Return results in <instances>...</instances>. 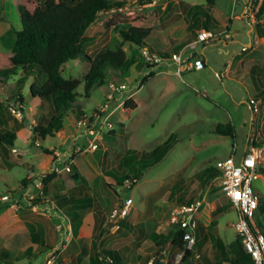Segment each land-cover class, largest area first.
I'll return each mask as SVG.
<instances>
[{
    "label": "rangeland",
    "instance_id": "374dc122",
    "mask_svg": "<svg viewBox=\"0 0 264 264\" xmlns=\"http://www.w3.org/2000/svg\"><path fill=\"white\" fill-rule=\"evenodd\" d=\"M261 1L112 0L113 8L100 13L82 39V52L91 59L122 45L120 29L131 24L151 30L144 44L154 51L149 40L169 51L189 43L201 30L212 32L217 36L214 42L222 43L186 50L183 62L202 59L204 70L173 75L170 71L176 65L164 62L141 87L148 65L142 49L125 44L129 65L116 71L107 68L105 82L95 83L87 94L83 86L89 63L81 58L68 61L62 77L79 81L75 104L80 112L61 113L62 129L52 136L43 138L36 132L47 126L52 107L30 95V86H41L46 76L35 69L17 71L0 83V131L13 132L16 138L6 153L0 144V198L9 196L8 201L0 199V249L16 259L5 263L88 264L93 252L107 250L118 255L120 264H148L165 250L170 263L175 251L169 242L158 246L150 236L176 230L171 212L197 202V243L183 264H215L221 259L209 236L226 247L236 240L237 214L217 177L209 181L207 176L218 172V164L226 159L238 162L250 146L259 154L257 169L264 170V20L255 18ZM194 6H201L211 19L196 14ZM10 29H21L17 5L14 0H0V52L5 63L10 52L2 40ZM166 53L170 57L172 52ZM229 61L233 69L228 78L224 66ZM112 83L124 84L127 90L108 100ZM128 99L133 109L123 107ZM11 105L19 109L20 120L11 114ZM80 120L95 130L108 121L113 129L104 131L97 149H87L88 136ZM227 124L235 130L233 138L215 134L218 126ZM163 144L158 153L149 155ZM77 147L81 151L74 153ZM131 156L134 161L123 162ZM67 163L76 166L87 183L81 194H71L80 184L73 179V170L57 174L44 192V185L42 190L30 184L20 187L23 179L33 176L34 183L42 181L55 166ZM252 189L264 203V176L257 174ZM19 197L40 200L31 206ZM83 197L88 201L77 205L76 199ZM72 213L81 218L76 231ZM62 227L65 233L72 228L74 236L61 233ZM31 230L38 237L35 244ZM28 247L31 251L25 253Z\"/></svg>",
    "mask_w": 264,
    "mask_h": 264
},
{
    "label": "trees",
    "instance_id": "16d2710c",
    "mask_svg": "<svg viewBox=\"0 0 264 264\" xmlns=\"http://www.w3.org/2000/svg\"><path fill=\"white\" fill-rule=\"evenodd\" d=\"M19 13L21 29L16 31L10 29L7 37L3 38L2 45L10 52L5 56L6 63L0 52V83H5L10 77L16 75L17 71L27 72V70L35 69L39 73L46 76L45 82L38 86L32 84L30 86V95L39 98L41 102L48 103L53 109V116L48 121L47 126L37 127L36 132L41 137L52 136L62 129V122L59 115L67 112H80V108L75 104V91L80 85L77 80H66L62 77L64 65L68 61L81 58L89 63V71L84 80L83 90L87 94L95 83L102 85L105 82V70H121L129 65V57L123 48L125 44H132L138 49L145 48V40L150 35V29L142 27L138 24H131L128 28L120 29L122 45L115 50H106L99 53L95 58L91 59L82 52L81 42L88 27L93 24L98 15L103 12L110 11L113 8L112 0H14ZM209 1V0H208ZM211 3V2H210ZM195 13L206 18H210L206 10L201 6H194ZM255 18L257 21L264 20V0L261 1ZM204 65V64H203ZM158 65H148L147 72L139 83L143 86L148 80L154 77V71ZM21 99V96L19 97ZM132 100L128 99L124 102L123 107L133 109ZM215 134L234 137V128L227 124L226 126H218ZM108 135H113L112 132ZM15 134L9 131H0V144L3 145L2 151L6 153L8 148H13L15 142ZM170 139V138H169ZM168 139V140H169ZM256 145V144H253ZM259 145V144H257ZM165 145L154 148L149 155H155ZM166 148V147H165ZM45 154L52 155V152L39 148ZM74 159V158H72ZM135 158L126 157L123 162L129 163ZM71 166V165H70ZM73 179L80 181V184L71 190V194L82 192L84 187L87 188L85 180L79 176L77 167L72 165ZM257 174L264 176V170L257 169ZM218 172H213L207 176L209 181L216 178ZM57 177L55 173L44 174L42 177L43 190L48 183ZM125 179H127L125 177ZM137 178H134L136 180ZM207 179V181H208ZM35 178L23 179L20 187L27 189V184L33 185ZM205 185V184H204ZM35 200H23L19 197L18 201L26 202L27 205L36 206ZM88 198L81 200L86 203ZM63 203L62 201H59ZM263 204L262 201H260ZM0 205V210H1ZM260 210L262 207L260 206ZM74 230L81 225V218L78 214L72 213ZM176 227V226H175ZM133 229V227H130ZM30 231V239L32 244L38 240L36 235ZM66 230L62 227V232ZM75 233V232H74ZM66 234V233H65ZM156 245L161 246L164 242H169L173 248H181L182 231L176 230L168 232L167 235H151ZM61 247L64 244L63 234H61ZM209 239L221 256V259L215 264H253L249 255H247L237 238L227 247L214 235H210ZM59 250V249H57ZM31 251V247L25 250V253ZM192 253L187 252L184 258L186 262ZM108 258L112 259L111 264H120L118 255L110 250L95 251L88 256V264H110ZM0 259L3 264L7 261L16 260L11 252L1 248ZM19 259V258H18ZM17 259V260H18Z\"/></svg>",
    "mask_w": 264,
    "mask_h": 264
},
{
    "label": "built area",
    "instance_id": "2783aa9c",
    "mask_svg": "<svg viewBox=\"0 0 264 264\" xmlns=\"http://www.w3.org/2000/svg\"><path fill=\"white\" fill-rule=\"evenodd\" d=\"M217 36L212 32L201 30L196 35L195 41L187 46V50H193L197 44L207 43L210 40H216ZM186 51L177 54H171L170 57H165L157 53L151 52L147 47L142 49V57L146 65H160L163 62L171 61L176 65L177 74L186 71H200L204 68L201 59H195L193 62H183V55ZM108 100H113L114 96L120 95L127 90L124 84H109ZM106 108V107H105ZM103 108V110L105 109ZM256 109V107H253ZM11 114L18 120L21 119L18 108H9ZM87 120L79 121V125H84L88 140L87 149L95 150L98 147V142L101 140L104 131H112L113 125L108 121L103 122L96 130L88 128ZM81 151L80 147L74 150V153ZM259 154L252 146L247 147L238 162L234 159H226L218 164L219 187L229 203L235 209L237 221L233 228L236 237L239 239L244 252L249 255L253 264H264V203H260V199L255 195L252 189V182L257 178V166ZM71 163V161H70ZM71 164L64 166H55L51 173L60 174L65 171L71 172ZM31 176L28 179H32ZM42 181L39 179L33 184L34 188L42 190ZM2 201H8L9 196L4 195L0 198ZM18 202L17 200L15 201ZM129 203V202H128ZM260 206L262 210H260ZM200 207V203L191 204L189 206H181L171 212L170 223L182 231L181 248H173L175 251L173 259L168 263V253L161 250L157 256L151 259L148 264H183L187 252H193L197 243V221L196 213ZM260 220L261 225L257 220ZM111 264L112 260L108 258Z\"/></svg>",
    "mask_w": 264,
    "mask_h": 264
},
{
    "label": "crops",
    "instance_id": "0c3cea01",
    "mask_svg": "<svg viewBox=\"0 0 264 264\" xmlns=\"http://www.w3.org/2000/svg\"><path fill=\"white\" fill-rule=\"evenodd\" d=\"M211 19V18H210ZM198 34V33H197ZM196 34V35H197ZM195 38H196V36L192 39V40H190V42L189 43H187V44H185V45H180V46H177V47H175V48H173L172 50H169V51H165V50H160L161 48H160V45L158 44V42L156 41V40H149V41H151L154 45H155V48H156V51H154V49L152 48V49H150V47L148 46L147 48L151 51V52H154V53H157V54H159V55H162V56H165L166 57V52H172L171 54H177V53H180V52H182V51H186L187 50V46L189 45V44H191L192 42H194L195 41ZM148 39H149V37H148ZM217 39V38H216ZM214 41H216V40H210V41H208L207 43H200V44H203V46H205V45H210V44H220V43H222V42H220V40L219 41H217V42H214ZM199 44H197V46H198ZM224 45H226V44H224ZM193 55H195V53L193 52ZM202 60V59H201ZM202 62H203V64H204V61L202 60ZM164 63V62H163ZM162 64V63H161ZM205 65V64H204ZM225 68H224V71H225V76L226 77H228L229 78V74L231 75V71H232V69H233V65L231 64V62L229 61L225 66H224ZM202 70H204V68L202 69ZM176 67H175V70H173V71H170V74H173V75H176ZM154 76H155V73H154ZM154 78V77H153ZM152 78V79H153ZM264 92V91H263ZM257 97V96H256ZM56 154H58V153H56ZM59 155V154H58ZM33 186V185H32ZM80 194H81V192H79ZM82 195H83V193H82ZM84 198H86V197H83V198H80V199H76V202H77V205H79V206H82L81 204H82V202H81V200L82 199H84ZM64 203H62V205H63ZM78 212V211H77ZM79 213V212H78ZM69 232H72V228H71V230L69 231ZM68 231L66 232L67 234L69 233ZM75 232V231H74ZM74 232H72V236H74ZM33 235H34V232H33ZM65 241V240H64ZM64 245V244H63ZM62 245V246H63ZM9 251V250H8Z\"/></svg>",
    "mask_w": 264,
    "mask_h": 264
}]
</instances>
